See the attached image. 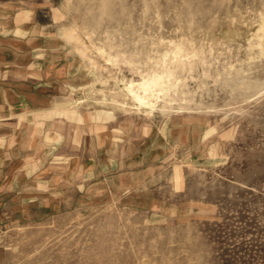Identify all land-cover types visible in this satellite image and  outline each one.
Wrapping results in <instances>:
<instances>
[{
    "label": "rangeland",
    "instance_id": "obj_1",
    "mask_svg": "<svg viewBox=\"0 0 264 264\" xmlns=\"http://www.w3.org/2000/svg\"><path fill=\"white\" fill-rule=\"evenodd\" d=\"M0 264H264V0H0Z\"/></svg>",
    "mask_w": 264,
    "mask_h": 264
},
{
    "label": "bare ground",
    "instance_id": "obj_2",
    "mask_svg": "<svg viewBox=\"0 0 264 264\" xmlns=\"http://www.w3.org/2000/svg\"><path fill=\"white\" fill-rule=\"evenodd\" d=\"M262 20H263V18H262ZM260 22V21H259ZM90 62H92L91 60H90ZM91 65V64H90ZM92 66V65H91ZM93 67V66H92ZM95 68V67H94ZM109 78V77H108ZM123 78V77H122ZM125 78V77H124ZM132 78H134V77H132ZM105 79V78H104ZM103 79V80H104ZM125 79H127V78H125ZM142 79V78H141ZM119 81H120V78H119ZM128 81V80H127ZM126 80H125V82H127ZM136 81V80H135ZM124 82V83H125ZM96 83V82H95ZM118 83V82H117ZM130 83V82H129ZM138 83H139V81H138ZM122 84V83H121ZM126 84V83H125ZM131 84V83H130ZM137 84V83H136ZM124 85V84H123ZM89 86V85H88ZM97 86V85H96ZM99 86V85H98ZM91 87V86H90ZM162 87H163V77H159V76H153V77H151L150 79L148 78V80L147 81H144L142 84H141V86H140V88H141V91L143 92V93H149V92H153V90H155V91H157L158 89L157 88H161L162 89ZM93 88V87H92ZM98 88V87H97ZM125 88V87H124ZM123 88V89H124ZM136 88V87H135ZM85 89V88H84ZM88 89V88H87ZM90 89V88H89ZM132 89V88H131ZM105 90H107V89H105ZM132 90H134V88L132 89ZM164 90V89H163ZM173 90V89H172ZM163 92H165V91H163ZM174 92V91H173ZM88 93V92H87ZM92 93V92H91ZM170 95V94H169ZM150 96V95H149ZM154 96V95H153ZM134 97H135V99L139 102V103H141V102H143L144 101V98L145 97H141V96H139L138 94H134ZM155 97V96H154ZM160 98V97H159ZM150 99H151V97H150ZM161 99V98H160ZM147 100V99H146ZM74 101V100H73ZM150 101V100H149ZM150 103V102H149ZM153 103V102H152ZM151 104V103H150ZM154 105H155V103H154ZM159 105V104H158ZM161 105V104H160ZM71 109V108H70ZM70 109H68V110H70ZM77 110V109H76ZM92 111V110H91ZM97 111V110H96Z\"/></svg>",
    "mask_w": 264,
    "mask_h": 264
}]
</instances>
